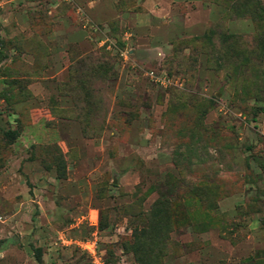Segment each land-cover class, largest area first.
Listing matches in <instances>:
<instances>
[{"label":"rangeland","instance_id":"rangeland-1","mask_svg":"<svg viewBox=\"0 0 264 264\" xmlns=\"http://www.w3.org/2000/svg\"><path fill=\"white\" fill-rule=\"evenodd\" d=\"M264 264V0H0V264Z\"/></svg>","mask_w":264,"mask_h":264},{"label":"trees","instance_id":"trees-1","mask_svg":"<svg viewBox=\"0 0 264 264\" xmlns=\"http://www.w3.org/2000/svg\"><path fill=\"white\" fill-rule=\"evenodd\" d=\"M34 253H35L34 255H35L36 260L39 262V264H42L41 263L40 250L39 249H35Z\"/></svg>","mask_w":264,"mask_h":264}]
</instances>
